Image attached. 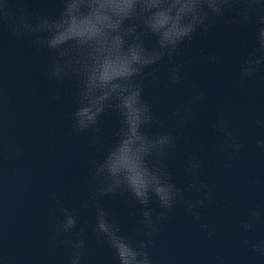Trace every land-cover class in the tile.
<instances>
[{"label":"water","instance_id":"1","mask_svg":"<svg viewBox=\"0 0 264 264\" xmlns=\"http://www.w3.org/2000/svg\"><path fill=\"white\" fill-rule=\"evenodd\" d=\"M11 6L42 13L59 4L58 0H12ZM145 39L154 45L153 37ZM255 49L254 25L217 21L211 31L196 34L174 58V64L183 65V80L175 90L165 86L169 64L157 66V79L144 81L145 99L162 119L188 103L193 86L204 92L186 127L177 132L174 122L164 119L165 128L178 135L181 147L168 163L173 181L183 187L187 183L185 161L193 145L199 146L201 181L215 194L201 210L203 223L213 229L212 237L177 205L158 225L155 244L149 249L155 264H199L209 252L225 264H264L245 243L264 236V223H257L253 232L240 230L250 209H264V152L255 143L264 138V130L255 125V120L264 119V72L248 80L239 78L242 60ZM47 55V49L27 39L18 43L0 23V264H68L63 246L49 247L51 225L59 218L49 194L57 192L65 207L78 209L88 197L86 154L102 158L118 126V114L109 109L101 117L99 133H83L66 142L68 114L75 106L71 99L75 81L49 83ZM220 110L227 113L241 138L244 147L239 154L218 155L220 137L213 125ZM245 120L247 127L242 123ZM185 137L190 144H185ZM9 141L19 156L8 154L5 145ZM221 158L227 169L218 164ZM186 196L201 199L203 193ZM101 202L122 231L135 237L133 229L142 218L140 208L119 196ZM151 206L159 213L155 200ZM94 223L91 207L78 213L76 231L81 232L87 249L84 264H116L114 252L93 234Z\"/></svg>","mask_w":264,"mask_h":264},{"label":"clouds","instance_id":"2","mask_svg":"<svg viewBox=\"0 0 264 264\" xmlns=\"http://www.w3.org/2000/svg\"><path fill=\"white\" fill-rule=\"evenodd\" d=\"M58 4L51 12L38 13L27 7L13 8L12 0H0V23L18 43L27 39L33 46L47 49L45 73L49 83L75 81L71 96L75 106L68 114L66 142L83 133H99L101 117L109 109L119 119L114 139L102 158L86 154L90 169L88 197L79 208L65 207L57 192L49 194L59 214L50 228L49 247L55 250L63 246L68 264H84L86 241L76 231L77 219L79 212L90 207L95 220L92 232L114 252L116 264H155L149 249L155 244L158 225L177 205L200 222L211 238L213 229L203 223L201 210L215 194L201 181V148L193 145L185 161L187 183L178 187L168 161L181 151L179 137L164 125L166 119L174 122L177 132L186 127L194 106L205 94L193 86L188 103L162 119L145 99L144 81L157 79V66L169 64L165 86L175 90L183 80V65L174 64V58L196 34L211 31L217 21L256 27V49L242 60L239 78L257 77L264 72V0H58ZM146 36L154 38V45L146 42ZM210 59L215 62L214 57ZM242 123L248 126L246 120ZM255 125L264 130V119L255 120ZM213 127L220 137L218 155L239 154L244 145L224 110L218 112ZM184 142L191 143L187 137ZM255 143L264 152V138ZM5 148L10 155L21 154L11 141ZM218 164L228 168L222 158ZM193 192L203 193V198L186 196ZM116 196L141 210L142 218L133 229L135 237L122 231L101 202L102 198ZM153 200L159 213L151 206ZM257 223H264V209H250L240 230L253 232ZM245 243L264 261V236ZM199 264L225 261L209 252Z\"/></svg>","mask_w":264,"mask_h":264}]
</instances>
